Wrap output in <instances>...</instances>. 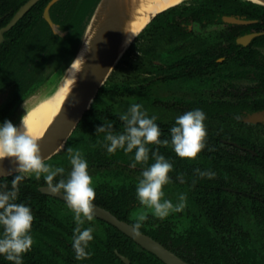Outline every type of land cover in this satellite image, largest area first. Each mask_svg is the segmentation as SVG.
<instances>
[{
    "label": "trees",
    "instance_id": "obj_1",
    "mask_svg": "<svg viewBox=\"0 0 264 264\" xmlns=\"http://www.w3.org/2000/svg\"><path fill=\"white\" fill-rule=\"evenodd\" d=\"M25 1L0 0V27L9 20L17 7ZM47 1L40 0L33 6L10 30L4 33V40L0 43V92L13 85L15 93L12 102L27 95L36 83L44 79L47 70L50 68L63 70L69 64L79 43L87 18L90 16L97 0H59L51 7L50 15L52 19L62 30L67 31L64 38L55 35L41 18L43 6ZM194 1L196 3L190 8L189 14L200 17H202V13L206 16L212 12L213 14L241 12L246 14L248 18H254L264 10V6L249 0ZM8 11H10V14L4 15ZM61 12L63 14L60 16ZM57 13L59 15L55 16L54 14ZM59 17L60 20L58 21L57 18ZM32 25H36V28H31ZM145 31L146 28L137 37L143 36ZM158 31V35H160L161 30ZM157 41H161V35ZM140 50L142 56L139 57V61L136 59L138 63L135 61L138 72L150 73L154 71L156 74L162 75L165 69L163 70L161 65L152 63L148 49L143 47ZM127 53L117 64L111 77L100 88L91 108L86 111L73 135L67 141L65 148L60 152L59 156L62 164L71 166L67 152V149L71 147L74 151L81 152L82 157L87 161L88 167L93 170L94 174H124L127 173L126 171L131 170L143 171L154 163L151 152L158 148L159 154L163 155L173 165V169L169 173L170 182L164 188L178 198L181 194L186 196V202L189 205L188 212L194 214L193 216H196L200 222L202 221V228L203 226L205 228L208 222L209 224H215L218 231L221 229L223 231L224 229L228 230L227 224L241 226L240 222H235V220L245 218L249 214L251 222L258 226L260 235L263 237L264 205L254 199L249 202L250 205L246 206L244 204L239 207L238 203L240 201L237 198L232 207H227L230 196H237L238 194L227 192L221 189V186H227L232 182V184L242 188L246 185L244 180L248 177L249 182L247 185H251L254 190L264 188V179L261 182L257 176H254L253 172V169L264 171V158L247 160L246 163L234 157L223 155L226 153L223 149L220 151L221 153L217 152L215 154L212 144V132L209 128H206L205 148L195 160L191 161L179 158L174 153L170 143L167 147L148 145L150 149L149 161L147 164H137L135 166L138 167L137 169L131 168L134 162L135 150L132 153H125L122 149H117L112 154L107 152L106 145L109 142L104 139L105 133L96 132V128L103 124L105 126L111 124L113 134H121L125 125L120 120V115L125 112L118 111L115 105L123 99L129 98L133 93L144 91L150 85L161 83L168 78L165 75L158 79H151L147 76L132 78L128 74L121 80L117 79V72L121 69L125 70V66L131 64L126 60ZM160 55V53H157L154 58L158 60ZM202 56L203 54H200V58ZM193 58L194 55L186 54L178 61L175 60L169 67L170 71L173 74L176 68L182 70ZM172 74L171 76H173ZM10 104L11 102L7 106ZM195 107V109H200L206 116H209L210 111L207 104L201 103ZM156 118L155 123L161 131L160 139L170 141V129L175 126V122L163 121L161 116ZM219 136L224 137L223 133ZM196 169L214 172L215 176L212 178L199 177ZM246 172H248L247 177L245 176ZM15 175L0 179V185L7 184L10 190L11 180ZM61 178L66 179L65 172L62 177H56V180L58 181ZM181 179H183V183ZM194 180L195 183H193ZM45 185L43 174L39 180L35 176L25 177L19 185L20 191L15 202L29 207L34 216L30 233L33 238V245L30 251L22 255V264H119V260L112 249L117 248L121 251L127 245L126 242L130 243L132 240L103 220H99L102 230L99 233L96 232L97 234L92 233L93 240L86 249L91 253L90 258L75 259L72 243L74 229L77 225L73 213L68 209L66 202L44 194L39 190V187ZM94 190L96 194L94 202L104 206L116 214L118 218H126V213L132 208L130 203L134 201L135 189L132 186L114 188L103 184L96 186ZM252 204L253 206H251ZM81 227L91 226L85 222ZM204 228L201 233L208 234L209 230ZM2 235L3 228L0 227V237ZM202 247L206 248L207 246ZM212 248L218 249L219 246L212 245ZM0 264H13V262L0 255Z\"/></svg>",
    "mask_w": 264,
    "mask_h": 264
},
{
    "label": "flooded vegetation",
    "instance_id": "obj_2",
    "mask_svg": "<svg viewBox=\"0 0 264 264\" xmlns=\"http://www.w3.org/2000/svg\"><path fill=\"white\" fill-rule=\"evenodd\" d=\"M50 1L45 3L41 12V18L47 23L48 28L52 27L45 18V8ZM24 3L20 4L16 11ZM195 3L194 0H186L170 7L146 26L144 35L140 36L143 38L138 44H144L140 48L148 49L152 63L161 65L162 69H165L162 75L168 76V78L161 83L150 85L144 91L133 93L129 98L138 96L139 93L147 90L150 91L154 87L163 88L166 90V94L162 96L148 95L138 101L143 104L142 107L150 109L147 113L148 116H161L163 121L174 122L178 116L195 110L196 105L207 104L210 114L209 116L205 115L204 124L212 132L215 154L221 153L220 151L223 149L226 152L223 155L246 163L247 160L263 159L264 122H252L247 118L253 113H264V10L254 18H248L241 12L223 14H213L212 12L206 16L202 13V17H200L189 14L190 8ZM54 4L49 7L48 17L51 22L56 24L50 15V9ZM8 14L10 11L5 12L4 15ZM62 14L63 12L60 13V16ZM229 17L248 22L232 23L227 20ZM9 20L0 28L6 26ZM57 20L59 21L60 17ZM31 28H36V25H32ZM158 30H161V41H157L160 36ZM251 34L254 35L248 41L239 40ZM157 53L161 54L158 60L154 58ZM186 54L194 55V58L182 70L176 68L172 74L169 67L175 60L178 61ZM200 54H203L201 58ZM197 55L199 56L197 57ZM162 75L152 71L142 73L141 77L158 79ZM8 87H12V92L10 98L1 108L2 112L17 102L19 103L25 97L24 95L12 102L15 87L13 85ZM9 102L11 104L7 106ZM152 109L155 111L153 114ZM222 133L224 137L219 136ZM131 168L137 169L138 167L131 166ZM126 172L142 173V171L136 170ZM253 172L254 176L263 182L264 171L253 169ZM245 176H248V172ZM101 178L103 180L99 182L98 180ZM93 180L95 182L94 189L103 184L114 188L132 186L135 189L134 201L130 203L132 208L126 213L125 219L118 218L116 214L93 201L118 219L132 225L135 213L143 207L136 197L137 178L130 177L127 173H104L97 175ZM244 182L246 185L242 188L232 182L227 186H221V189L227 192L238 194L230 196L227 201L229 204H226L227 207H232L237 198L240 201L239 207L244 204L250 205L249 202L254 199L264 205V188L260 187L261 189L254 190L251 185H247L248 177ZM184 209L186 215L181 211L173 213L163 220L149 213L140 232L151 237L188 264H264V236L261 237L258 226L248 220L247 215L249 214L245 218L235 220V222H240L241 226L227 224L229 232L225 229L224 231L221 229L220 232L215 224L204 221L206 226L203 228L209 230L208 234H204L201 233L203 231L202 221L200 222L196 216H193L194 214L188 212V202ZM180 217H183L184 220H181ZM99 220L101 221L94 216L92 221H85L94 229L95 234L102 230ZM126 243L127 245L121 251L117 248L112 249L119 264H165L156 255L142 248L133 240ZM212 245H218L219 248L214 249Z\"/></svg>",
    "mask_w": 264,
    "mask_h": 264
},
{
    "label": "clouds",
    "instance_id": "obj_3",
    "mask_svg": "<svg viewBox=\"0 0 264 264\" xmlns=\"http://www.w3.org/2000/svg\"><path fill=\"white\" fill-rule=\"evenodd\" d=\"M177 4L183 0H176ZM83 63V60H82ZM82 64L77 68L78 72ZM74 83V81H73ZM70 90L65 95L63 102ZM62 102V104H63ZM142 106L138 103L132 104L127 112L120 115L124 122V131L114 135L112 125L104 124L96 128V132L105 133L104 139L109 143L106 145L107 152L112 154L117 149L125 153L134 152V162L147 164L150 149L148 145L169 146L181 159L195 160L205 148L207 131L204 124L206 116L200 109L187 111L178 116L175 126L170 129L171 140H161V131L155 123L156 117H148ZM71 170L67 179L56 177L63 176V167L53 168L44 162L41 155L39 138L31 135L28 131L24 117H21L20 125L16 126L11 121L5 120L0 125V160L11 159L16 163L17 175L11 180V188L7 184L0 185V227L3 235L0 237V255H3L13 264H22V255L31 250L33 238L30 235L34 216L31 209L22 203H16L19 194V185L25 177L35 176L39 180L43 174L47 191L52 194H62L68 209L73 213L76 223L74 229L72 247L76 260L90 258L91 253L86 251L89 243L93 240L91 227L82 228L85 221L94 219L95 190L93 178L88 172V163L82 157L80 151H74L71 147L67 149ZM154 159L149 167L141 173L136 187V197L143 206L134 215V223L131 232L134 236L140 235L143 223L148 219L149 213L163 220L170 214L183 211L186 207V196L181 194L179 202L173 204L165 199L164 186L170 182L169 173L173 169L172 163L159 154L158 148L151 152ZM199 177L212 178L214 172L196 169ZM54 181H56L54 183ZM183 183V179H181ZM195 183V180L193 181Z\"/></svg>",
    "mask_w": 264,
    "mask_h": 264
},
{
    "label": "water",
    "instance_id": "obj_4",
    "mask_svg": "<svg viewBox=\"0 0 264 264\" xmlns=\"http://www.w3.org/2000/svg\"><path fill=\"white\" fill-rule=\"evenodd\" d=\"M37 1L39 0H27L14 13L6 26L0 28V43L4 39V33L8 31ZM57 1L58 0H51L48 3L45 8V18L49 21L53 33L60 38H64L66 37L67 31L62 30L59 25L51 22L48 17L49 7ZM249 1L264 6V0ZM163 11L164 10L153 15L148 23L142 28V30H140L136 34V36H134L127 47L121 53H119L118 48L121 39L123 15L119 9L118 0L96 1L90 16L87 18L75 53L69 64L63 69L60 82L64 79L67 71L78 55L92 19L95 18L96 15L103 14L100 17V20L96 26V30L92 36L90 43V52L87 56V60L82 66V70L78 76L76 84L63 102L60 112L54 118L51 124L46 128L41 138H39L41 155L42 157H44V162L50 160L66 146L67 141L73 135L84 114L91 108L92 104L94 103L100 88L107 82L109 76L111 75L127 49L131 46L137 36L146 28V26ZM227 20L232 23L248 22H244L234 17H229L227 18ZM253 35L254 34L244 36L239 40L242 42H246ZM59 84L57 85V87L59 86ZM247 119L252 122H264V113H253L249 115ZM16 168V163H14L11 159L6 158L0 160V179L18 174ZM39 190L44 194L51 195L65 202L62 194H52L48 192L46 185L39 187ZM93 206L94 216L96 218L101 219L117 228L120 232L131 238L142 248L156 255L165 264H188L183 260L177 258L173 253L168 251L165 247H163L161 244L153 240L151 237L145 235L144 233L140 232L139 236H134L131 232V224L118 219L108 210L96 205L95 203H93ZM123 260L126 259L123 258Z\"/></svg>",
    "mask_w": 264,
    "mask_h": 264
},
{
    "label": "bare ground",
    "instance_id": "obj_5",
    "mask_svg": "<svg viewBox=\"0 0 264 264\" xmlns=\"http://www.w3.org/2000/svg\"><path fill=\"white\" fill-rule=\"evenodd\" d=\"M175 5H178L176 0H118V6L123 15L121 39L118 48L119 53L127 47L134 36L142 30L153 15ZM102 15H96L92 19L78 55L56 90L50 95L40 97L25 110L22 117H24L31 135L41 138L46 128L60 112L65 95L69 90L71 92L81 73L82 66L87 60L90 52L91 39ZM81 64L80 70L76 72ZM20 121L16 126L20 125Z\"/></svg>",
    "mask_w": 264,
    "mask_h": 264
},
{
    "label": "rangeland",
    "instance_id": "obj_6",
    "mask_svg": "<svg viewBox=\"0 0 264 264\" xmlns=\"http://www.w3.org/2000/svg\"><path fill=\"white\" fill-rule=\"evenodd\" d=\"M142 38L143 37H141V38L137 37L133 41V43L131 44V47L128 48L129 50L127 49L128 51L125 52V53L128 52L126 55V60L128 61V63L131 62V64L126 65L125 70L121 69V71L117 72V75H116L117 79L121 80L122 78L126 77L128 74L132 78L133 77L134 78H138V77L140 78L142 76V72H138V69L136 68L137 63L139 61V57L142 56L140 46L141 45L144 46V44L143 43L138 44V42H140V40H142ZM143 42L145 43L144 40H143ZM124 55L122 56V58H124ZM135 61H137L136 64H135ZM113 72L111 73V75L113 74ZM62 73H63V70L60 68H56V69L50 68L49 70H47L46 73L44 74L45 75L44 79L41 82L36 83L34 85V87L29 91V93L27 95H25V97L19 103L17 102L11 108H9L8 110H6L4 112L0 111V125H2L5 120L11 121L14 125H17L18 122L20 121L21 117L25 113V110L28 109V107H30L40 97L49 95L51 92H53L56 89L57 85L59 84V82L62 78ZM111 75L109 76V78L111 77ZM11 92H12V87H7L6 89H4L3 91L0 92V110H1V108H3V105L10 98ZM163 94H166V90H163V88H161L159 86L154 87L150 91L147 90L145 92L139 93L138 96H132V98L123 99L121 102H118L115 105V108L118 111L127 112V110L129 109V107L132 104L138 103L141 106L143 105L141 102L138 101L140 98H143V97L148 96V95L162 96ZM141 110L145 111V112L147 111L146 113H148V111L150 109L147 110L146 107L143 106L141 108ZM151 111H152V114L155 113L154 109H152ZM62 150H60L55 156H53L50 160L46 161L45 163L51 165L53 168L63 167L65 169V174H66V179H67L68 174L71 170V166L63 165L62 162L60 161L59 155H60V152ZM88 172L92 176V178L97 177V174L96 173L94 174L93 170L90 167H88ZM127 174L130 177L137 178L138 181H139V179L142 178L140 173L127 172ZM97 179H99V178H97ZM102 180H103V178H101L98 181L100 182ZM94 183L95 182L93 180V184ZM163 190L165 193V196H164L165 199L170 200L173 204H176L179 202V198L177 196L170 193L166 188H164ZM184 210L185 209H183L182 212L184 215H186L184 213L185 212ZM170 215H172V214H170ZM247 218H248V220H251L250 215H247ZM180 219L184 220L183 217H180ZM250 228H251V226H250Z\"/></svg>",
    "mask_w": 264,
    "mask_h": 264
}]
</instances>
